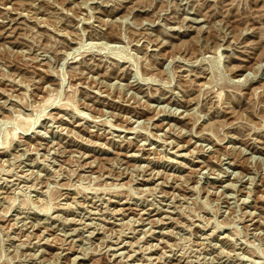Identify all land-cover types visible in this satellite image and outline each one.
<instances>
[{
    "label": "rangeland",
    "instance_id": "obj_1",
    "mask_svg": "<svg viewBox=\"0 0 264 264\" xmlns=\"http://www.w3.org/2000/svg\"><path fill=\"white\" fill-rule=\"evenodd\" d=\"M0 264H264V0H0Z\"/></svg>",
    "mask_w": 264,
    "mask_h": 264
},
{
    "label": "bare ground",
    "instance_id": "obj_2",
    "mask_svg": "<svg viewBox=\"0 0 264 264\" xmlns=\"http://www.w3.org/2000/svg\"><path fill=\"white\" fill-rule=\"evenodd\" d=\"M51 118V117H50Z\"/></svg>",
    "mask_w": 264,
    "mask_h": 264
}]
</instances>
